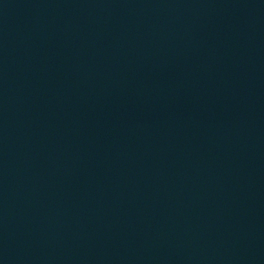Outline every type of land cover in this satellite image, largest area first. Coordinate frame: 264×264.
I'll return each instance as SVG.
<instances>
[{"label": "water", "instance_id": "obj_1", "mask_svg": "<svg viewBox=\"0 0 264 264\" xmlns=\"http://www.w3.org/2000/svg\"><path fill=\"white\" fill-rule=\"evenodd\" d=\"M0 264H264V0H0Z\"/></svg>", "mask_w": 264, "mask_h": 264}]
</instances>
